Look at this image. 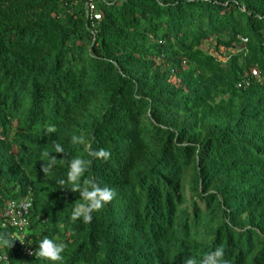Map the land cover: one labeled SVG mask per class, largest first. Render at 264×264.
<instances>
[{
  "label": "trees",
  "instance_id": "obj_1",
  "mask_svg": "<svg viewBox=\"0 0 264 264\" xmlns=\"http://www.w3.org/2000/svg\"><path fill=\"white\" fill-rule=\"evenodd\" d=\"M256 73L264 0H0V234L13 240L4 212L30 195L25 240L66 245L50 262L13 240L0 264H199L217 247L228 264H264ZM78 156L91 161L82 186L116 193L87 224L58 183Z\"/></svg>",
  "mask_w": 264,
  "mask_h": 264
},
{
  "label": "clouds",
  "instance_id": "obj_2",
  "mask_svg": "<svg viewBox=\"0 0 264 264\" xmlns=\"http://www.w3.org/2000/svg\"><path fill=\"white\" fill-rule=\"evenodd\" d=\"M46 131L52 133L55 131V125L48 124L46 125ZM71 143L73 144H83L85 143L84 137L73 135L71 137ZM54 153H64V147L56 143L54 144ZM95 158L108 160L110 157V152L104 148H100L92 154ZM42 156L48 157L47 163L42 166L43 172H48L53 165L56 163L57 158L50 155L49 152H43ZM91 161L76 157L68 161V171L66 173V181L61 179L58 181L59 184L64 185L67 182L71 186V190L78 191L79 196L82 200L81 203L76 204L71 212L70 219L76 221L79 218H82L84 223H89L92 220V213L94 211L100 210L108 202H110L116 193L114 190L108 186H101L99 183L94 181H89L88 179H83L81 185V178L84 177V174L88 171ZM30 200V195L27 198ZM32 206V202L29 208V212ZM28 212V214H29ZM27 214V215H28ZM27 218V217H26ZM28 225V218H27ZM26 225V226H27ZM18 233H14L13 240L16 242V248L18 249V254L24 256L25 259H30L35 255L39 258H43L50 262L63 261V256L61 253L65 250L66 245L64 243H57L54 239L45 237L39 241L38 247H33L31 240H25L26 233L23 230V237L19 236ZM13 240L10 236L0 234V246L10 247ZM28 247L33 251L32 254H29L27 251H24V248ZM0 261L6 260L7 255L4 250L0 249ZM184 264H197V261L191 256L187 258ZM199 264H228V261L224 259V249L222 247L215 248L214 251L205 255L200 261Z\"/></svg>",
  "mask_w": 264,
  "mask_h": 264
},
{
  "label": "built area",
  "instance_id": "obj_3",
  "mask_svg": "<svg viewBox=\"0 0 264 264\" xmlns=\"http://www.w3.org/2000/svg\"><path fill=\"white\" fill-rule=\"evenodd\" d=\"M258 81H261L264 85V78L261 77L258 73L255 74ZM242 84H249V80H244L243 82L239 83L238 86H242ZM31 202L29 199H25L21 203H19L16 207H9L4 212V217L8 219V221L19 227L20 234L19 236L23 237V229L27 225V214L29 212ZM24 251H27L29 254H32L33 251L28 247L24 248ZM1 257V255H0Z\"/></svg>",
  "mask_w": 264,
  "mask_h": 264
},
{
  "label": "rangeland",
  "instance_id": "obj_4",
  "mask_svg": "<svg viewBox=\"0 0 264 264\" xmlns=\"http://www.w3.org/2000/svg\"><path fill=\"white\" fill-rule=\"evenodd\" d=\"M209 45L213 46V45H214V42H212V43L209 44V42L207 41V42L205 43V46H206V47H209ZM222 51L225 52V54H228V50L223 49Z\"/></svg>",
  "mask_w": 264,
  "mask_h": 264
}]
</instances>
